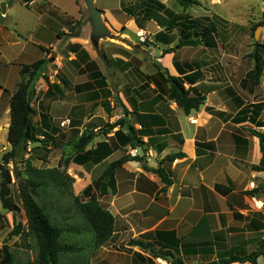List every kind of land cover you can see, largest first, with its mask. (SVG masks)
I'll use <instances>...</instances> for the list:
<instances>
[{"label":"crops","instance_id":"crops-1","mask_svg":"<svg viewBox=\"0 0 264 264\" xmlns=\"http://www.w3.org/2000/svg\"><path fill=\"white\" fill-rule=\"evenodd\" d=\"M23 1L29 14L19 16L13 1L0 0V163L11 150L10 100L21 68L35 58L48 59L35 87L39 100L33 102L39 141L28 143L18 164L23 179L44 184L35 200L50 223L64 230L62 241L82 248L58 253V264H156L158 258L171 264L174 259L210 264L256 252L264 240V172L253 169L263 157L255 132L264 136V64L260 59L259 80L248 76L256 68L255 51L250 66L227 50V38L221 36L226 30L204 9L206 0H198L200 6L192 12L174 11L168 6L171 0H119L114 10L95 0L110 30L126 25L131 32L152 35L155 64L147 72L146 60L137 59V79L131 81L125 75L127 60H109L113 70L106 75L93 57L87 37L93 25L89 11L83 17L86 0L80 19L47 0H30L29 6ZM32 6L35 11L29 10ZM149 12L177 16V25L163 28L147 19ZM211 25L215 31L204 33ZM181 41L194 43L177 48ZM65 54L73 73L64 70ZM166 74L185 78V87L205 98L200 110L185 114L169 99ZM71 87L74 96L68 101L66 90ZM123 117L144 142L142 147L127 145L126 127H113ZM67 119L70 125L63 127ZM118 132L123 133L120 138ZM87 133L93 140L74 153ZM177 153L184 157L171 164L172 185L165 187L152 170ZM68 158L74 159L66 169L72 183L59 186L49 172ZM122 158L126 162L116 171L115 191L99 198L114 217V233L96 249L92 238H86L89 228L80 224L75 198ZM254 199L263 208H257ZM257 262L264 264L263 257Z\"/></svg>","mask_w":264,"mask_h":264},{"label":"trees","instance_id":"trees-1","mask_svg":"<svg viewBox=\"0 0 264 264\" xmlns=\"http://www.w3.org/2000/svg\"><path fill=\"white\" fill-rule=\"evenodd\" d=\"M30 0H25L26 6H29ZM178 4L183 9H189L193 6H200L198 0H177ZM164 9V5L160 4ZM148 20H153L163 28L168 30L173 29L177 25V16L173 18H166L160 13L149 12L147 14ZM75 29V28H74ZM215 31V26L211 25L204 28V33H211ZM192 41H181L177 48L192 44ZM43 51H48L42 48ZM175 50V49H172ZM264 54V45H257L254 57L256 58V68L251 71L248 76L259 80L262 74V66L260 64V54ZM49 60L43 59L36 61L30 65H24L20 71L21 80L17 90L12 94L10 100V116L11 123L8 132V142L11 145V150L7 152L0 163L2 184L0 186V200L3 208L9 213L15 214L18 207L11 201V185H12V172L5 169L11 162L21 161L27 153L28 143L38 142L36 130L32 120L34 114L33 96L35 94V87L39 79L43 76V72L48 65ZM167 75V83L169 84L168 97L174 101L177 106L184 111L185 114H190L193 111H198L205 103V98L200 95H193L191 89L185 87V78ZM185 75V73H181ZM127 116V111H125ZM127 128L128 134L123 135L118 132L117 135L124 136L127 145L132 147H142L144 142L138 137V134L133 126L127 123L126 117L118 120L113 127ZM261 142V149L263 153L262 160L258 166H253V169L258 172H264V136L255 132ZM93 135L90 133L85 134L74 146V153H81L93 140ZM184 157V154L177 153L171 154L164 158L157 169L152 171L157 174L165 187L172 185L171 180V164L178 158ZM73 158L65 159L59 166V169L50 171L53 179L59 186L69 185L72 179L66 173L68 164L73 161ZM139 161V160H138ZM126 162V158H122L112 163L103 175L88 186L81 195L75 198L77 212L82 216L90 225L94 233L93 247L99 249L103 247L112 237L115 229V220L113 215L104 209L99 202L100 197H104L110 190L116 189V171L121 168ZM35 171L39 176L43 175L42 171ZM15 176L19 179V193L22 201L23 209L27 218V231L35 239L37 247L36 259L28 264H58L57 255L60 252H79L81 247L74 246L70 243L62 241L63 229L54 227L47 215L40 208L35 200L36 191L43 183L35 184L27 179H23L20 172H16ZM166 189V188H165ZM23 233L22 224L14 226L10 237L21 236ZM137 245H143L135 242ZM2 261L1 264H15L16 257L11 251V247L5 241L2 245ZM264 259V240L260 243L259 249L256 252L244 257L237 255H230L228 258L213 262L210 264H232L249 262L251 264H258V258ZM172 264H182L181 260L174 259Z\"/></svg>","mask_w":264,"mask_h":264},{"label":"rangeland","instance_id":"rangeland-1","mask_svg":"<svg viewBox=\"0 0 264 264\" xmlns=\"http://www.w3.org/2000/svg\"><path fill=\"white\" fill-rule=\"evenodd\" d=\"M13 12L15 15L29 14L26 7H24L23 0H11ZM52 5L57 7L67 14V16L80 19L81 7L85 5L84 0H47ZM126 3L128 0H123ZM119 0H103L104 7L108 9H115L119 7ZM204 9L209 12L210 17L218 18L222 28L226 30L224 36L226 37L228 44L227 50L250 66L254 62L252 54L255 51L257 45H264V0H206ZM168 6L176 12H182L185 9L178 6L176 0H171ZM36 7L32 6L29 10L35 11ZM197 9V6L189 8V12ZM88 9L83 10V17H87ZM29 26V25H27ZM91 30H88V46L92 52L93 57L99 61L103 73L111 75L113 68L108 65V61L113 58H121L128 61L127 77L137 79L136 68L137 59L146 60L147 64L145 70L149 72L152 66L155 64L152 53L154 52L152 35L145 33L142 30L131 32L125 25L119 31H112L105 25V32L100 35V30L95 29L92 26ZM258 28L259 38L256 40L255 33ZM71 30V29H70ZM27 38V36H24ZM42 57L44 54L39 51ZM67 54V53H66ZM65 54V72H74L73 68L68 63L67 55ZM261 55V54H260ZM37 57V56H36ZM52 58V57H51ZM264 56H260L261 63L264 64ZM35 61L41 58H35ZM52 61L56 63V57L52 58ZM122 62V61H121ZM58 75L54 80L58 79ZM35 88V94L37 92ZM33 96L34 104L37 103L38 95ZM67 100H73L74 92L73 87L66 90ZM35 97V100H34ZM37 97V99H36ZM39 100V99H38ZM115 106L120 105L119 101L113 100ZM68 120V119H67ZM66 121V120H65ZM70 121V120H69ZM0 149L2 146L0 145ZM24 158V157H23ZM22 158V160H23ZM23 168V167H22ZM21 166L16 162L13 167H5L12 172V185H11V201L18 209L15 214L9 213L3 208L0 200V264L3 258L2 245L7 241L11 247L12 253L16 257L15 264H28L36 259L37 247L35 239L27 231V218L23 209L22 201L19 193V179L16 178L15 173L18 171L20 174L23 172ZM2 184V177L0 172V186ZM80 224H84L89 228L86 231V238L94 242V233L90 229L86 220L79 215ZM17 224H22L23 233L21 236L10 237L13 228ZM68 242V240L66 241ZM69 243V242H68ZM71 243V242H70Z\"/></svg>","mask_w":264,"mask_h":264},{"label":"water","instance_id":"water-1","mask_svg":"<svg viewBox=\"0 0 264 264\" xmlns=\"http://www.w3.org/2000/svg\"><path fill=\"white\" fill-rule=\"evenodd\" d=\"M86 6H87V9L89 11L88 19H92V23L94 25V28L99 29L100 30L99 34L102 35L106 29L105 24H104L103 19H102V12L95 7V0H86ZM260 29L261 28H258L256 30V33H255L256 40H258V38H259ZM0 172H1V168H0ZM170 259H172V258L170 257Z\"/></svg>","mask_w":264,"mask_h":264},{"label":"built area","instance_id":"built-area-1","mask_svg":"<svg viewBox=\"0 0 264 264\" xmlns=\"http://www.w3.org/2000/svg\"><path fill=\"white\" fill-rule=\"evenodd\" d=\"M70 125V121L66 120L62 123V126H69ZM255 202V206L259 209L263 208V204L261 202H258L254 199ZM156 264H171L166 258H158L157 259V263Z\"/></svg>","mask_w":264,"mask_h":264}]
</instances>
